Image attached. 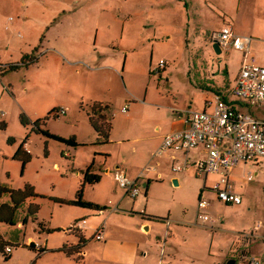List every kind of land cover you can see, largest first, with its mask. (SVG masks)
Returning <instances> with one entry per match:
<instances>
[{
  "label": "rangeland",
  "instance_id": "rangeland-1",
  "mask_svg": "<svg viewBox=\"0 0 264 264\" xmlns=\"http://www.w3.org/2000/svg\"><path fill=\"white\" fill-rule=\"evenodd\" d=\"M225 23L252 39L249 56L263 66L264 0H0V111L4 113L0 116V186L22 192L29 188L33 194L17 206L13 224L0 221V239L12 251L0 252V264L37 260L50 264L49 258L39 259L28 247L29 239L43 248L48 237L65 238L69 247L80 246V233L70 230L79 212L111 211L101 213L71 202L77 201L78 192L91 204L109 197L110 180L91 185L84 179L92 165L96 175L105 178L101 153L109 154L126 129L121 107L130 105V95L144 97L149 86L148 101L155 102L151 95L160 91L170 95L164 103L195 110L197 104L191 107L188 99L177 100L180 79L196 69V62L204 76L209 60L215 63V72L207 68L210 79H218L216 61L228 60L230 54L223 50L216 55L211 35ZM48 48L56 52L41 56ZM241 59L236 56L228 67L232 77ZM161 62L166 65L161 77L150 74ZM12 65L17 68L11 70ZM94 103L109 108L108 144H98L90 125L88 113ZM241 103L237 111L264 119V110ZM61 109L65 114L58 115ZM37 121L40 127L35 126ZM70 139L76 147L69 145ZM20 148L30 156L25 164L15 158ZM256 162L231 170L230 183L242 198L239 205L220 201L213 187L205 186L200 200L211 209L201 214L215 220L212 227L225 231L198 228L193 244L174 242L178 250L174 264H221L231 247L237 253L244 248L264 260V157ZM249 172L252 181L245 178ZM203 182L204 176H194L183 189L173 187L169 179L166 184L153 180L147 188L139 183L135 209L116 214L122 231H115L114 241L117 236L120 241L132 240L127 224L135 232L146 226L149 231L142 233L149 236L155 252L148 260L140 252L137 259L139 264H161L156 247L166 230L168 210L179 209L180 204L174 206L177 201L190 209L197 207ZM4 204L14 206L8 193L0 198V206ZM206 223L199 219L197 225L211 227ZM40 224L51 232L42 231ZM229 231L239 233L240 240ZM92 237L81 248L85 258L70 255L74 264H123L113 258L117 249L115 254L98 250L105 242ZM167 258L166 254L164 264Z\"/></svg>",
  "mask_w": 264,
  "mask_h": 264
},
{
  "label": "crops",
  "instance_id": "crops-1",
  "mask_svg": "<svg viewBox=\"0 0 264 264\" xmlns=\"http://www.w3.org/2000/svg\"><path fill=\"white\" fill-rule=\"evenodd\" d=\"M226 27H229L227 23H225V25L223 26H220V31H222ZM230 28L232 30L233 37H243L242 35H238L236 31H234L233 27L230 26ZM248 38L250 39V52L252 39L250 37ZM226 50H229V59L223 60L220 58L216 61L218 63V79H210V71L209 69H207L208 67H211V69L213 68L212 71L215 72L214 62L211 63L209 60V63L205 65L206 71H204V76L201 69L197 67L198 62H196V69L188 73L187 78L185 76V78L180 79V89L177 94V100L181 99L183 101H186L188 99L189 105L191 107L194 104H197L195 105L196 109L193 111H205L207 113H211L213 111L214 99L216 96L222 97L232 108H235L236 105V108L243 107L241 101L238 103L235 102V98L231 95V90L235 85L243 60V52L237 49L235 50V48L232 47L231 44L228 45ZM48 52L53 53L56 52V50L48 48L47 51L41 54V56L45 55ZM236 56L242 59L240 63H238V66H235V68H237L236 75L232 77L229 74L228 67L230 66L231 62H233V58H235ZM213 59L214 58H212V60ZM72 64L76 63L73 62ZM165 66L160 70L159 74H157L159 77H161V73L165 69ZM222 70H224V74L222 73ZM150 74H152V72ZM210 82L212 85L208 84ZM166 95L167 96H165L163 92L157 91L156 94L151 95V98L155 100V102L148 101V86L144 97H141L139 95L136 98L131 95L129 96L130 105H124L121 107V114L125 116L123 118V124L126 128L125 132L122 131L120 136L115 139V143L117 144V146L112 151H109V154L101 153L104 156L102 166L106 175L105 178L103 175L100 176L99 182L104 181L105 179L110 180L113 187L109 188V197H107L108 199L106 198L99 203H92L101 208H105L101 211V213L106 211L107 209L111 212H109V214L102 213L101 215H94L89 212L80 211L78 217L75 218L76 220L74 219V223H76L79 222L78 220H81V217L82 220L87 218L85 220V229L82 231V233L79 234L81 236L79 245L82 244L81 242H84L83 246L86 247L88 244V238H91L93 236L92 239H94L95 231L102 226L103 240L100 242H105V244L102 246H97L98 250H104L108 254H115L116 251L114 250L117 249V254L113 258H117V260L122 261L123 264H139V261L137 259L138 253L141 252L142 256L145 258L144 260H148L150 254H154L155 250L154 244L150 242L149 236L146 237L142 233L148 232L149 228L146 226L143 227L142 225L141 227H139V229H136V232L134 231V228L129 227L128 224L127 226L125 225L126 228L128 227L127 229H131L129 230V235L131 236L132 240L120 241L119 237L117 236L118 241H114V237L116 236L115 231H117L118 229L122 231L120 225H118V216H116V214L118 212L122 213L126 212L127 210H134L136 198L138 197L137 196L135 199L130 198V196L126 194L125 190L121 189L115 183L113 176L116 171L121 172L127 179L131 181H138L139 183H143V187L145 188L151 185L153 180L158 179L160 182H163V184H166V181L169 179L171 184H173V182H176L175 185L173 184V187L183 189L185 185H187L188 182L194 178V176H204L203 188L199 193L200 197L198 199V202L202 197L201 194L203 190H205V186L208 185L210 188H212L220 177L218 174H200L197 172L195 168L196 162L202 160L205 157V152L201 146L185 152L170 151L164 153L159 157L154 156L155 150L161 143L164 136L173 132L183 131L188 128V110L184 111V106L181 107L175 105V107H172L169 102L164 103L166 101H169L168 99L170 95ZM173 100H176V98L173 97ZM123 108H127L125 113H123L122 111ZM189 110L192 111V109ZM253 162H256V160ZM257 163L258 162H256V164ZM242 164L246 166L249 163ZM174 166H182L184 170L181 172H173L172 167ZM93 171V173H97V170H95V168ZM231 173L232 171L229 174V179ZM256 175H258L257 172L255 173V176ZM233 190L234 192H236L235 189ZM178 204H180L179 209L173 208L174 210H168L166 215V230L162 236L161 244L158 243L156 247L157 256L159 257L160 255L161 264H164L166 254L168 256V263L166 264H174V260L178 253L177 248L174 246V242H179L181 244L184 243L186 245L193 244L194 231H197L198 228L225 231L224 229H217L212 227L215 225V220L213 222L209 221L211 223V225L209 226L211 227H199L197 225L200 219L199 216L203 215L201 214V212H208L209 209H211L209 208V205L204 210L198 211L197 207L193 205V209H190L191 207H188L183 201L175 202L174 206H178ZM124 219L125 218L123 217V220ZM221 219L222 218L220 217L219 220ZM123 222L125 223V221ZM204 224L207 223L205 222ZM145 228L147 229L145 230ZM258 228L259 227H257V229ZM69 232L70 231H68V233ZM229 232L237 237V240H240V237H238L239 233H237L236 231ZM179 237L186 238H182L180 240ZM261 238H264V234ZM55 239L56 238L48 237L44 240V248L41 246L43 249V253L39 255V259L40 256H42L41 258H49L50 264H58L52 263L53 260H56L61 264H74L70 256H68L63 251V249L67 247L68 249L73 250L76 249L77 246L69 247V243L65 238L60 237V239L58 240ZM30 241L31 239L28 240V242ZM235 246L237 250L238 243H236ZM125 252L130 253V255H127ZM77 254L80 259H83L87 256L86 254L81 253V251ZM250 258H256L259 264H264V260L259 259L258 256L251 255L250 251L243 248L240 253H237L235 252V249L233 247L229 249L227 257H225L223 263L221 264H225L226 261L230 259L235 260L236 264H241V262L242 264H248V260ZM39 262L40 261L37 260L35 264H38Z\"/></svg>",
  "mask_w": 264,
  "mask_h": 264
},
{
  "label": "built area",
  "instance_id": "built-area-1",
  "mask_svg": "<svg viewBox=\"0 0 264 264\" xmlns=\"http://www.w3.org/2000/svg\"><path fill=\"white\" fill-rule=\"evenodd\" d=\"M11 21V19H10ZM212 41L219 43L221 50H226L231 44L235 49L243 52V60L240 66L231 95L239 101L247 103V107L264 110V65L255 63V58L249 56L250 39L245 37H233L230 27L211 35ZM165 66L161 62L151 71L159 74ZM127 108H123L125 113ZM59 115L65 114L61 109ZM4 113L0 111V116ZM201 146L205 157L195 164L200 174H218L220 179L214 184L213 191L220 201L226 204L239 205L242 203L240 195L234 192L230 183L229 174L232 169L242 163H250L264 157V119L253 116L250 113L242 114L232 108L222 97L216 96L214 108L211 113L205 111L188 112V128L167 134L155 150L154 156L159 157L166 152H185ZM182 166L172 167L173 172H181ZM115 183L131 198L135 199L140 194L138 181H131L119 171L114 173ZM247 181H252V173L246 175ZM207 202L200 200L197 204L198 211L204 210ZM202 222H213L208 215H200ZM86 221H79L71 225V232L82 233ZM94 240H103V227L95 231ZM28 247L39 255L43 253L42 247L37 242H28ZM6 254L12 251L6 247ZM248 264H259L256 258H250Z\"/></svg>",
  "mask_w": 264,
  "mask_h": 264
},
{
  "label": "trees",
  "instance_id": "trees-1",
  "mask_svg": "<svg viewBox=\"0 0 264 264\" xmlns=\"http://www.w3.org/2000/svg\"><path fill=\"white\" fill-rule=\"evenodd\" d=\"M9 68L11 70H13V69H16L17 66L12 65ZM108 109H109L108 106H103L100 103H94V105H92V107H91L90 113H88L90 125L92 126V128L94 129V131L96 132V134L98 136V139H97L98 144L104 145V144L109 143V136H110V132L112 129V123H111V118L108 114ZM40 125H41V121H37L35 123L36 127H40ZM68 143L70 146H73V147L77 146L74 139H70ZM15 158L22 161L23 164H25L27 161L30 160L29 154L26 153L22 148L19 149ZM92 170H93V165L91 167H89V169L85 173L84 181L86 184L94 185V184L98 183L100 180V176L93 174ZM6 193L10 194L13 205L15 207L14 206L10 207V206L5 205V204L1 205L0 206V221L13 224L15 210H16L17 206L27 196H30L33 194H32L31 189H29V188H27L25 190V192H22V191L9 190L3 186H0V198L2 197L3 194H6ZM76 198H77V201L76 202L73 201V202H71V204L77 205V206L82 207V208H88V209L96 210V211H102L105 209V208H101L97 205L83 201L80 192L77 193ZM40 227H41L42 231H46L47 233L51 232L50 229H44L43 224H40ZM81 243L82 244L79 247H77L76 249L70 250L66 247L63 249V251L68 256L80 253L81 248L84 245V242H81ZM4 247H5V243L0 239V252L3 254H6L4 252V249L6 247L5 248ZM29 248L32 249L31 247H29Z\"/></svg>",
  "mask_w": 264,
  "mask_h": 264
},
{
  "label": "water",
  "instance_id": "water-1",
  "mask_svg": "<svg viewBox=\"0 0 264 264\" xmlns=\"http://www.w3.org/2000/svg\"><path fill=\"white\" fill-rule=\"evenodd\" d=\"M212 47H213V50H214V52H215L216 55H220V54L222 53V50H221L220 45H219L218 42L213 41V45H212ZM173 184L175 185L176 182H173ZM146 229H147V228H145V230H146ZM225 264H236V262H235V260H229V261H227Z\"/></svg>",
  "mask_w": 264,
  "mask_h": 264
},
{
  "label": "flooded vegetation",
  "instance_id": "flooded-vegetation-1",
  "mask_svg": "<svg viewBox=\"0 0 264 264\" xmlns=\"http://www.w3.org/2000/svg\"><path fill=\"white\" fill-rule=\"evenodd\" d=\"M230 260H232V259H230ZM229 261V260H228ZM227 262V261H226ZM225 263V262H224Z\"/></svg>",
  "mask_w": 264,
  "mask_h": 264
}]
</instances>
